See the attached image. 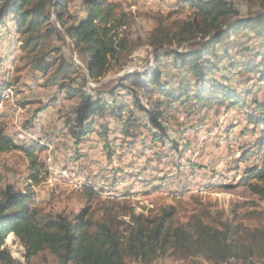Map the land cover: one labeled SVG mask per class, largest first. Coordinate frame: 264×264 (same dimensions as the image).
<instances>
[{
	"label": "trees",
	"instance_id": "1",
	"mask_svg": "<svg viewBox=\"0 0 264 264\" xmlns=\"http://www.w3.org/2000/svg\"><path fill=\"white\" fill-rule=\"evenodd\" d=\"M72 1L0 0V28L4 20L11 17L25 64L46 74L48 83L57 86L67 97L78 99L66 121L75 146L94 132V118L116 119L123 136L132 137L141 117L128 108L129 103L114 99L112 87L99 86L93 89L94 93L86 91L89 80L100 83L110 72L121 71L126 64L131 47L122 33L132 15L118 11L110 0H82L84 16L80 17L70 10ZM180 1L189 5L192 15L166 23L171 14L157 11L145 37L156 63H163L165 58L177 72L164 75L156 68L145 72L124 71L119 77L120 82L131 80L129 85L123 86L131 92V105L145 112L147 120L157 129H164L160 119L173 102H182L184 96L202 105L215 102L226 108L245 106V99L226 84L225 78L217 79L213 75L218 71L214 59L220 58L216 45L223 37L243 28L256 35L264 33V0H241L256 4L261 10L246 15H241L236 7L238 0ZM63 34L71 40L83 72L59 46L53 45V39L62 40ZM263 64L241 65L249 71H258ZM8 85L10 81H0V93ZM117 87H121V83ZM251 103L260 112L256 115L255 111H247V120L263 127L258 138L261 145L264 143V104L256 99ZM99 128L103 131L99 135L104 136L107 123H99ZM152 137L158 139L154 132ZM39 143L35 140H29L27 145L13 143L0 121V155L14 150L22 152L28 162L29 181L22 190L12 184L0 185V264H15L3 248L10 233L23 246L27 260L47 252L59 264H127L126 257L145 264L168 252L183 257L200 256L212 264H249L262 253L264 227L252 228L228 220L212 225L199 215L176 221L172 207L144 214L137 206L117 202L121 210L117 217L112 215L111 206L103 207L101 216L95 217L89 204L73 216L44 213L33 203L32 190V186L42 180L41 175L47 173L45 163L36 154ZM245 174L244 184L264 202V158L259 166L253 165ZM82 187L81 193L88 201L98 195L93 183H82ZM259 212L247 213L259 217Z\"/></svg>",
	"mask_w": 264,
	"mask_h": 264
},
{
	"label": "rangeland",
	"instance_id": "2",
	"mask_svg": "<svg viewBox=\"0 0 264 264\" xmlns=\"http://www.w3.org/2000/svg\"><path fill=\"white\" fill-rule=\"evenodd\" d=\"M110 1L118 11L132 15L122 33L130 43L131 53L121 71L110 72L101 84L89 80L86 91L94 93L93 89L99 86L112 87L114 99L129 103L128 108L141 117L132 137L123 136L116 119L94 118V132L88 133L75 146L66 121L78 99L67 97L57 86L48 83L46 74L25 64L11 17L6 18L0 28V81L11 82L0 93V121L13 143L40 142L36 154L47 169V173L41 175L42 180L32 186L33 203L44 213L61 212L69 216L89 204L95 217L101 216L105 206L112 207V215L120 216L117 202L137 206L144 214L172 207L176 221L199 215L212 225L228 220L252 228L264 227V202L243 182L245 171L253 165L259 166L264 158V143L259 145L258 140L263 127L247 120L248 112H256V115L260 112L251 103L252 99L264 104V64L258 71H249L241 65L264 62V33L263 36L256 35L243 28L223 37L216 45L220 58L214 59L218 71L213 75L217 79L225 78L226 84L245 99V106L226 108L215 102L202 105V102L184 96L182 102H173L160 119L164 129H157L147 120L145 112L131 105V92L123 87L131 80L120 82L119 77L124 71L145 72L156 68L164 75L176 73L177 69L167 63V59L163 58L164 62L159 65L156 63L145 37L153 26L152 18L157 11L171 14L165 21L170 23L191 16L193 10L180 0ZM81 2L73 0L70 4V10L80 17L84 16ZM235 5L241 15L261 11L258 5L241 0ZM63 35L62 40L53 39V45L59 46L83 72L71 40ZM140 96L145 103V97L141 93ZM101 122L108 126L104 136L99 135L103 132L98 129ZM153 132L158 139L152 137ZM0 173L2 187L12 184L22 190L29 183L28 162L22 152L2 153ZM75 180L93 183L100 192L110 193L113 198L96 195L88 201L81 193L83 190L74 187ZM252 210L260 211V216L251 217L247 212ZM261 246L262 253L250 260L252 264H264V243ZM3 248L15 264H59L47 252L27 260L23 246L11 233L6 236ZM126 263L144 264L128 257ZM145 264L212 262L200 256L183 257L168 252Z\"/></svg>",
	"mask_w": 264,
	"mask_h": 264
},
{
	"label": "bare ground",
	"instance_id": "3",
	"mask_svg": "<svg viewBox=\"0 0 264 264\" xmlns=\"http://www.w3.org/2000/svg\"><path fill=\"white\" fill-rule=\"evenodd\" d=\"M9 68H11V67H9ZM10 70V69H9ZM33 138V137H32ZM72 167V166H71ZM74 168V167H73ZM68 171V170H67ZM65 177V176H64ZM68 178V177H67ZM75 182H76V184H75V188H77L78 190H80V191H82V188H79V186L80 187H82V183H80L79 181H76L75 180ZM74 188V189H75ZM105 190V189H104ZM107 190V189H106ZM96 191H97V193H98V195H102V192H100V190L99 189H97L96 188ZM106 196H108L107 198H113V196L111 195V196H109V195H106ZM115 196V195H114ZM120 196V195H119ZM103 197V196H102ZM115 197H117V196H115ZM115 199V198H114Z\"/></svg>",
	"mask_w": 264,
	"mask_h": 264
},
{
	"label": "built area",
	"instance_id": "4",
	"mask_svg": "<svg viewBox=\"0 0 264 264\" xmlns=\"http://www.w3.org/2000/svg\"><path fill=\"white\" fill-rule=\"evenodd\" d=\"M69 182H71V180H70ZM73 183H75V182H73ZM79 188H83V187H80V186H79ZM84 189H85V188H84ZM102 195H109V196H111L110 193H105V192H102Z\"/></svg>",
	"mask_w": 264,
	"mask_h": 264
}]
</instances>
